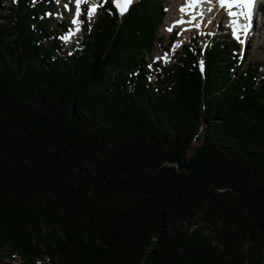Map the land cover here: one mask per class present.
Wrapping results in <instances>:
<instances>
[{
	"label": "trees",
	"instance_id": "trees-1",
	"mask_svg": "<svg viewBox=\"0 0 264 264\" xmlns=\"http://www.w3.org/2000/svg\"><path fill=\"white\" fill-rule=\"evenodd\" d=\"M4 2L0 264H264V73L236 44L153 85L162 0L106 3L66 54L41 3Z\"/></svg>",
	"mask_w": 264,
	"mask_h": 264
},
{
	"label": "rangeland",
	"instance_id": "rangeland-1",
	"mask_svg": "<svg viewBox=\"0 0 264 264\" xmlns=\"http://www.w3.org/2000/svg\"><path fill=\"white\" fill-rule=\"evenodd\" d=\"M11 1L12 0H5L4 2V6L7 9L6 11H4L5 14H9L8 9L11 5ZM162 1H163V5H165V10H164L165 12L163 15V19L161 21L162 24L160 25V27H158V30H157L158 40L155 41L153 48L149 51V53L145 54V57L143 59L146 62V64L151 65V67H148L146 65V68L149 71L151 70L153 71V72H150V74L152 75L149 78L150 81H154L157 78V70L153 67L154 66L153 63H157L160 65H166V66L172 64L175 61L174 55L176 54V53L174 54L171 52L174 44L177 45L175 47L174 52L176 50L180 51L183 44H187L191 42L192 38H194L195 33H198L200 37L199 44L201 46L205 44L206 38L208 36H212L213 34H220L224 38L228 39L229 42L237 41L235 37L232 35V29L226 27V24L224 23L225 20L223 19V17L219 19L221 20L223 19L224 21L219 20V22L216 19L209 20V21L207 19H204L203 22H201L202 20L199 22H196L195 24L200 23L202 27L200 26L199 28H193L194 25H191L193 30L191 28L188 31H184L183 27H179L176 30L169 32L167 29L174 25V21L177 19L178 9H179V12L181 13L180 8L183 6L181 5L183 0H162ZM29 2L32 4H37V3L42 4L43 15L47 19L48 28L49 30H51L53 36L57 37V35L59 34L62 36H65L69 32L70 29L75 28V26L72 24V19H73L74 10H75L73 0H59V3H57V0H29ZM65 4H67L68 8L71 10H66L64 7ZM163 5H162V8H163ZM261 6H263L264 8V4H261ZM100 10H102L101 7L98 9L97 13L94 15L91 22H89L86 17L87 5L84 6L83 11L85 14L79 18L80 21L82 22L79 25L81 28V31L73 35L68 41L62 40L63 50L62 49L61 50L63 54L68 53L75 46L79 45L81 39L84 37L86 27L88 26L89 23H93L97 19L100 13ZM48 13H52L53 15H47ZM257 17L261 18V15ZM263 27H264V22L261 28ZM64 32L66 33L63 34ZM178 32H183V34L178 36L177 35ZM254 34H255V37H254ZM196 39L198 38L196 37ZM241 39L245 40V44L241 45L237 41L239 49L235 48L233 52L234 54L237 55L236 57L238 59V62L239 60H241V57H242L240 53L244 55L242 57L241 64H238L237 62V64L239 65L238 71L245 69L247 65H251L254 68H257L258 72L263 73L264 72V46H263L264 45V29L262 30L259 28L257 29V31L255 30L253 33L252 31H250V35H247V36L241 35ZM166 54L169 57L168 62H164V61L156 62L157 57H164ZM169 54L171 55V57ZM6 261L7 260H5V262ZM6 264H22V263L20 262L19 259H16V260H13L12 262L11 261L7 262ZM37 264H45V262L40 261Z\"/></svg>",
	"mask_w": 264,
	"mask_h": 264
},
{
	"label": "snow or ice",
	"instance_id": "snow-or-ice-1",
	"mask_svg": "<svg viewBox=\"0 0 264 264\" xmlns=\"http://www.w3.org/2000/svg\"><path fill=\"white\" fill-rule=\"evenodd\" d=\"M75 10H74V16L72 19V24L75 26L74 29H70L68 34L65 36L60 37L62 40L68 41L73 35L81 31L80 24L82 23L80 21V17L84 15L83 8L85 5H87V11H86V17L89 22L93 19L94 15L97 13L98 9L100 7H103L107 0H73ZM134 2V0H113V3L115 7L118 9L120 15H124L128 10L131 4ZM203 0H186V4L180 8V11L182 13H185L188 8H196L200 3H202ZM57 3H59V0H57ZM254 0H218V6L221 9H224L227 11V15L231 17L230 24L232 26V35L235 37V39L241 44H245V40L241 39V35L247 36L250 35V29H251V20H252V7H253ZM66 10H71L68 8V5L65 4ZM236 9L233 11L232 9ZM47 15H53L52 13H48ZM203 15V14H201ZM243 17L244 20L247 21L245 24H240L239 18ZM197 17L193 16L192 20L185 21L183 18L176 21L172 27H169L167 30L171 32L174 27L178 25H182L185 23H193ZM195 28H199L200 24H195ZM90 30V29H89ZM189 29H184V31H188ZM183 32H178L177 35H182ZM177 45L174 44L173 49L171 51L175 50V47ZM169 57L167 54L164 57H157L156 62H160L163 60L164 62H168ZM151 67V65H149ZM200 70L203 72V61L200 62Z\"/></svg>",
	"mask_w": 264,
	"mask_h": 264
},
{
	"label": "bare ground",
	"instance_id": "bare-ground-1",
	"mask_svg": "<svg viewBox=\"0 0 264 264\" xmlns=\"http://www.w3.org/2000/svg\"><path fill=\"white\" fill-rule=\"evenodd\" d=\"M185 1V0H184ZM216 2H217V4H218V0H216ZM261 4H264V0H254V3H253V5H256L257 6V9L256 10H253L252 9V20H251V29H250V31H252V33L256 30L257 31V29H264V27L263 28H261L262 26H263V22H264V8H263V6H261ZM184 6V5H183ZM200 6H201V3L196 7V11L197 12H199L198 10H199V8H200ZM233 11H235L236 9L234 8V9H232ZM193 13H195L194 11H192ZM183 13L181 12H179V17H177V19L174 21V23L176 22V21H178V20H180V19H184L185 21H189V20H192V17L193 16H190V15H182ZM259 15H261V18H259V17H257V16H259ZM220 17H223L224 18V20H225V22L224 23H228L227 25H228V27H230L231 29H232V26H231V24H230V21H231V17H229L228 15H227V11L226 10H224V9H221V8H219L218 10H215V11H213V12H211V14L209 15V16H207V17H205V18H203V19H207L208 21L209 20H218V18H220ZM201 17H199V18H197L195 21H193V23H191V24H189V23H185V24H182V25H178L179 27H183L184 29H191L192 27H191V25H195V23L196 22H199V21H201V19H200ZM223 19H222V21H224ZM221 21V20H220ZM218 22H219V20H218ZM239 22H240V24H245V23H247V21L246 20H244V18L243 17H240L239 18ZM258 26V27H257ZM254 37H255V34H254ZM264 46V45H263ZM244 55H242V57H243ZM241 57V58H242Z\"/></svg>",
	"mask_w": 264,
	"mask_h": 264
}]
</instances>
